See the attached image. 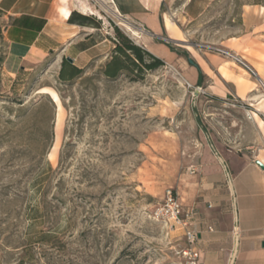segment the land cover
Here are the masks:
<instances>
[{
	"label": "rangeland",
	"instance_id": "374dc122",
	"mask_svg": "<svg viewBox=\"0 0 264 264\" xmlns=\"http://www.w3.org/2000/svg\"><path fill=\"white\" fill-rule=\"evenodd\" d=\"M88 2L101 44L69 81L64 50L14 67L0 15V264H183L182 230L152 214L166 189L206 149L264 155V0H165L177 60L140 80L103 70L117 27L148 31Z\"/></svg>",
	"mask_w": 264,
	"mask_h": 264
},
{
	"label": "crops",
	"instance_id": "0c3cea01",
	"mask_svg": "<svg viewBox=\"0 0 264 264\" xmlns=\"http://www.w3.org/2000/svg\"><path fill=\"white\" fill-rule=\"evenodd\" d=\"M109 2L120 14L145 27L148 32L141 41L147 49L165 62L177 60L176 52L162 40L164 32L176 40L177 32L163 14L165 0ZM85 3L91 6L90 13ZM259 6L248 5L250 12ZM93 8L88 0H0L12 65L21 69L60 49L83 68L101 44L91 18ZM245 14L248 19L252 15ZM188 72L196 82L205 73L209 75L199 68ZM205 152L194 166L189 185L178 191L184 207L195 213L192 228L198 232L202 264H264V167L257 162L264 164V155L251 158L218 151L213 159L208 149Z\"/></svg>",
	"mask_w": 264,
	"mask_h": 264
},
{
	"label": "trees",
	"instance_id": "16d2710c",
	"mask_svg": "<svg viewBox=\"0 0 264 264\" xmlns=\"http://www.w3.org/2000/svg\"><path fill=\"white\" fill-rule=\"evenodd\" d=\"M116 32L118 37L115 39L113 55L103 70L104 75L107 77L114 78L123 71H127L132 79L140 80L145 77V73L156 70L166 64L162 57L154 54L146 47L134 43L118 27ZM83 70V68L68 61L65 57L59 77L62 81H69L80 76L84 72ZM51 103L55 106L53 102Z\"/></svg>",
	"mask_w": 264,
	"mask_h": 264
},
{
	"label": "built area",
	"instance_id": "2783aa9c",
	"mask_svg": "<svg viewBox=\"0 0 264 264\" xmlns=\"http://www.w3.org/2000/svg\"><path fill=\"white\" fill-rule=\"evenodd\" d=\"M244 64L256 74L252 67ZM152 214L157 221L165 223L171 229L182 230L185 239V245L179 251L182 263L202 264V252L197 247L198 232L192 228L195 213L193 209L184 207L178 191L167 188L162 202L155 207Z\"/></svg>",
	"mask_w": 264,
	"mask_h": 264
},
{
	"label": "bare ground",
	"instance_id": "6f19581e",
	"mask_svg": "<svg viewBox=\"0 0 264 264\" xmlns=\"http://www.w3.org/2000/svg\"><path fill=\"white\" fill-rule=\"evenodd\" d=\"M115 12H118L115 8H113ZM137 39H142L143 37L140 35V32H138L136 29H133L130 25L122 23ZM262 95L255 94L252 96L253 100H260Z\"/></svg>",
	"mask_w": 264,
	"mask_h": 264
},
{
	"label": "water",
	"instance_id": "95a60500",
	"mask_svg": "<svg viewBox=\"0 0 264 264\" xmlns=\"http://www.w3.org/2000/svg\"><path fill=\"white\" fill-rule=\"evenodd\" d=\"M167 39L174 40V39H172L170 37H168ZM66 58H67L68 61H70L72 63L74 62V59L72 57L67 56ZM189 61L194 64V61L192 59H189ZM257 162H258L259 165H261L262 167H264V164L261 161H257Z\"/></svg>",
	"mask_w": 264,
	"mask_h": 264
}]
</instances>
